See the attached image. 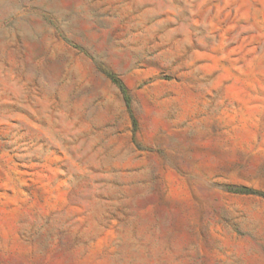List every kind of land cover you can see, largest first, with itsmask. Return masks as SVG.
Returning a JSON list of instances; mask_svg holds the SVG:
<instances>
[{"label": "rangeland", "instance_id": "rangeland-1", "mask_svg": "<svg viewBox=\"0 0 264 264\" xmlns=\"http://www.w3.org/2000/svg\"><path fill=\"white\" fill-rule=\"evenodd\" d=\"M230 188L264 193V0H0V264H264Z\"/></svg>", "mask_w": 264, "mask_h": 264}, {"label": "trees", "instance_id": "trees-1", "mask_svg": "<svg viewBox=\"0 0 264 264\" xmlns=\"http://www.w3.org/2000/svg\"><path fill=\"white\" fill-rule=\"evenodd\" d=\"M108 77L110 78L112 83H114L116 87L119 89L122 95L123 101L125 103L126 109L129 110V98H128L125 88L114 76L108 75ZM132 126L134 128L133 122H132ZM228 191L235 195L254 196V197H259V198L264 199V193H261V192H258L252 189H248V188H230Z\"/></svg>", "mask_w": 264, "mask_h": 264}]
</instances>
